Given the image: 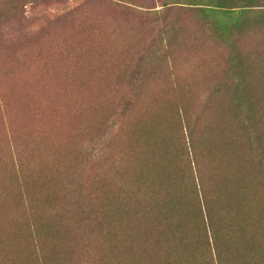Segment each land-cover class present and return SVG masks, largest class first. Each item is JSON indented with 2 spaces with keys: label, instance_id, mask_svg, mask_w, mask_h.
<instances>
[{
  "label": "rangeland",
  "instance_id": "rangeland-1",
  "mask_svg": "<svg viewBox=\"0 0 264 264\" xmlns=\"http://www.w3.org/2000/svg\"><path fill=\"white\" fill-rule=\"evenodd\" d=\"M23 2L0 264H264V0Z\"/></svg>",
  "mask_w": 264,
  "mask_h": 264
},
{
  "label": "trees",
  "instance_id": "trees-1",
  "mask_svg": "<svg viewBox=\"0 0 264 264\" xmlns=\"http://www.w3.org/2000/svg\"><path fill=\"white\" fill-rule=\"evenodd\" d=\"M27 6L26 3H20V0H2L0 1V27L6 24H13L15 21L24 17V7ZM78 167V166H76ZM85 171L80 172V178L83 176ZM125 198V196H123ZM51 199V198H50ZM49 199V200H50ZM79 204L86 201V198L78 199Z\"/></svg>",
  "mask_w": 264,
  "mask_h": 264
}]
</instances>
